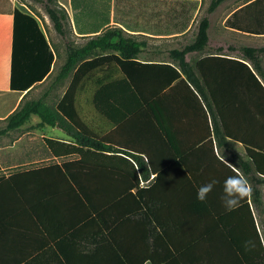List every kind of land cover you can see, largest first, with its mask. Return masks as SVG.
Returning <instances> with one entry per match:
<instances>
[{
    "label": "crops",
    "instance_id": "0c3cea01",
    "mask_svg": "<svg viewBox=\"0 0 264 264\" xmlns=\"http://www.w3.org/2000/svg\"><path fill=\"white\" fill-rule=\"evenodd\" d=\"M44 1L0 0V92H13V71L16 83L37 81L23 92L16 108L28 100L42 99L55 111L72 79L66 80L59 97L57 76L48 83L58 60L53 38L59 34ZM57 4L69 16L77 46L119 27L146 42L130 61L171 64L181 71L170 52L194 41L210 0H58ZM16 11L21 14L15 15ZM24 15L36 19L55 54L51 71L41 81L35 51L44 49L37 27ZM209 21L207 46L185 56L200 77L202 93L180 72V79L152 96L171 73L134 63H126L123 70L117 52H99L100 59L114 55L102 59L99 74L113 80L128 77L144 85V95L152 96L144 106L136 108V95L131 91L114 88L102 94L103 107L98 108L90 102L89 93L77 95L80 126L68 121L51 126L33 115L20 127L7 130L8 115L0 117V264L58 257L45 250L72 223L67 196L56 194L63 181L53 176L60 172L35 173L33 182L23 178V173L87 160L98 163L105 175L97 192L110 195L122 191L120 179L132 172L128 160L137 165L134 157L144 162L145 171L138 172L139 188L131 190L133 195L144 192L142 199L129 197L131 207H142L130 220L132 236L144 226L148 242L173 243L171 248L180 250L171 256L186 264H264V253L258 263H249L231 244L248 239L245 228L250 213L264 240V0H226L209 14ZM248 48L261 50L256 64L245 52ZM105 112L114 119L130 114L115 124ZM47 139L66 147L93 141L113 152L56 156ZM237 174L246 178L252 195L228 211L223 202L224 181ZM13 175L14 181H8ZM212 181L216 182L213 191L201 202L198 189ZM255 192L260 193L259 199ZM168 250L156 249L155 254L170 256Z\"/></svg>",
    "mask_w": 264,
    "mask_h": 264
},
{
    "label": "trees",
    "instance_id": "16d2710c",
    "mask_svg": "<svg viewBox=\"0 0 264 264\" xmlns=\"http://www.w3.org/2000/svg\"><path fill=\"white\" fill-rule=\"evenodd\" d=\"M224 1L226 0H210L206 12L199 22L194 41L182 49H175L170 52V57L179 61L181 69L179 71L171 64L146 65L137 61H130L136 58L143 50L146 42L127 34L119 27L109 28L101 35L90 39L85 45L77 46L69 39L71 25L66 10L58 7V0H45V9L53 22L54 28L66 41L67 56L56 78V83L64 85V82L68 78L72 77V79L55 111L46 105L42 99L28 100L16 108L23 92L28 90L37 81H32V83L25 82L23 84L17 81L16 83V74L14 76L13 71L11 78L13 92L8 94L0 92V117L8 115L7 130L20 127L30 121L33 115L39 116L43 124L51 126H56L59 122L62 125L66 121L80 126L79 116L76 111V101L77 95H81L82 93H89L90 102L98 108L103 107L101 98L103 93H109L114 88L122 89L131 91V93L136 95V108L144 106L152 98L153 94H158L171 86L174 81L180 79V72L186 75L187 80L199 93H202L203 85L200 77L197 75L195 67L186 62L185 56L188 52L202 51L207 46L209 41L208 29L210 26L209 14L214 12ZM18 14L20 15L21 13L16 11L15 15ZM24 16L34 27H37L36 31L44 49L42 53L38 50L35 51L37 55L35 62H39L37 64L42 69V74H40V77L38 76V81H41L51 71L55 61V54L45 35L39 29L36 19L31 16ZM228 23H231L230 20ZM99 52H117L120 57H115L119 60L123 70H126L124 66L126 63H134L147 68L160 67L161 69H166L165 71L171 73L172 76L162 84L158 81L160 85L158 90L154 91L152 96L148 98L144 95V85L132 78L126 77L121 80H113L106 79L105 76L99 74V68L101 69L103 66L101 63L102 59L114 57L113 55L100 59L98 58ZM245 52L255 64L258 62L256 54L258 56L261 50L248 48L245 49ZM204 86L207 88V83ZM129 114L122 113L114 119V115L105 112V115L111 118L110 120L115 124L124 120ZM46 144L56 156L61 154H79L84 156V153H97L100 150L101 152H113L111 147L104 145L100 147L98 143L93 141L83 144L82 147L71 145L66 147V144L48 139L46 140ZM62 147L63 151H60ZM66 148L67 150H65ZM84 148H86V151ZM116 152L125 153L124 151ZM134 158L139 171H137L133 162L126 159L131 165L132 172L120 179L122 191L110 195H102L97 192V187L103 184L105 175L100 170L98 163H90L87 160L81 159L55 164L41 167L36 172L31 170L23 173V178L25 177L27 180L31 179L33 182L37 179V176H34L35 173L59 171L60 176L53 177L57 178V180L61 178L63 183L62 188L57 187L56 194H61L62 198L67 196L68 208L72 209L71 226L60 237L53 239V247L45 250L47 251L46 253L53 251L58 257L48 256L42 260L40 258H33L23 264H186L182 258L171 256L173 252L176 254L180 250L175 249L176 247L171 248L170 244L173 245V243L168 242L170 244L164 245V243L159 241L148 242L144 226L141 230L140 228L138 229L137 236H132L130 233V220L137 212L138 214L140 213L142 207L138 206V209L131 207L129 197L133 196L140 201L142 193H144H140L141 191L135 195L131 193L132 189L139 188L140 186L141 176L138 172L145 171L144 162L138 157ZM15 177L16 175L11 176L8 181H14ZM107 177L111 180L110 175H107ZM63 186L65 187V192H63ZM254 196L255 199H259L260 193L255 192ZM245 229V233L248 232V239L242 242L233 240L231 244L249 263H258L262 258V253H264V246L261 244V238L252 213H250V223ZM228 234L232 235L230 229ZM248 241H253L255 247H246L245 245ZM166 247L170 251L165 249ZM156 249H161V251L162 249L168 250L170 256L155 254ZM202 260L204 261L205 259Z\"/></svg>",
    "mask_w": 264,
    "mask_h": 264
},
{
    "label": "clouds",
    "instance_id": "9594fccd",
    "mask_svg": "<svg viewBox=\"0 0 264 264\" xmlns=\"http://www.w3.org/2000/svg\"><path fill=\"white\" fill-rule=\"evenodd\" d=\"M215 181L202 185L197 192V199L201 202L205 201L208 195L213 191ZM223 202L226 210L232 211L238 208L241 201L250 198L252 195V188L245 177L242 175H233L226 178L223 186ZM264 245V240H261ZM246 247H255L253 241L246 242Z\"/></svg>",
    "mask_w": 264,
    "mask_h": 264
},
{
    "label": "rangeland",
    "instance_id": "374dc122",
    "mask_svg": "<svg viewBox=\"0 0 264 264\" xmlns=\"http://www.w3.org/2000/svg\"><path fill=\"white\" fill-rule=\"evenodd\" d=\"M69 39L71 41H73V38L71 37V35L69 36ZM53 43H54V48H55V51L57 53V56H58V60H57V63H56V66H55V69L53 71V75H52V78L49 80V85L51 83H53V81L55 80L56 76H58L60 70H61V67L62 65L64 64L65 60H66V56H67V51H66V41L65 39L62 38V36L58 35L57 37L53 38ZM74 42V41H73ZM67 84V81L64 82V85H61L60 83L57 85H61V89H59V93H58V97L61 95V93L63 92V90L65 89V85ZM57 93V91H56ZM31 99H33L34 97H30Z\"/></svg>",
    "mask_w": 264,
    "mask_h": 264
}]
</instances>
